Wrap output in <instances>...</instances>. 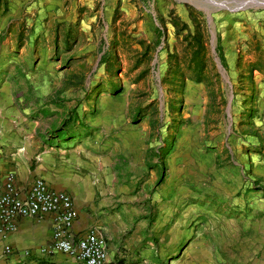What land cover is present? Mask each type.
<instances>
[{
	"label": "rangeland",
	"instance_id": "1",
	"mask_svg": "<svg viewBox=\"0 0 264 264\" xmlns=\"http://www.w3.org/2000/svg\"><path fill=\"white\" fill-rule=\"evenodd\" d=\"M187 6L193 7L178 0H0V84H11L23 123L37 125L48 141L66 134L124 167H160L153 179L150 169L140 173V194L162 199L156 210L165 186L177 189L164 183L168 168L190 167L184 195L198 197L202 210H188L186 224L204 233L213 229L204 201L217 194L214 175L234 164L241 188L225 199L251 195V226L259 230L264 115L254 76L264 79V7L215 11L211 24L193 7L203 13L205 64L198 74L191 62L196 44L185 38L195 32ZM175 17L186 30L177 31ZM128 174L123 180L131 187ZM239 209L231 211L237 218ZM260 255L249 262L264 260Z\"/></svg>",
	"mask_w": 264,
	"mask_h": 264
},
{
	"label": "crops",
	"instance_id": "2",
	"mask_svg": "<svg viewBox=\"0 0 264 264\" xmlns=\"http://www.w3.org/2000/svg\"><path fill=\"white\" fill-rule=\"evenodd\" d=\"M254 80L257 108L264 115V79L254 76ZM36 127L29 121L23 123V109L17 106L11 84H0V180L13 173L16 186L25 191L40 178L52 190L68 194L77 211L73 239L97 230L105 237L109 264H264L262 259L249 262L253 253L264 257V227L255 230L251 226L252 196L225 199L241 188L234 164L214 175L217 194L204 201L205 208L210 206L213 228L206 234L196 223L186 224L188 210H202L198 197L184 195L185 170L190 167L168 168L164 183H174L177 189L172 193L165 186L163 204L156 210L162 199L140 194L145 185L141 186L140 173L150 169L153 179L160 167L148 168L144 163L124 167L114 156L91 152L84 142H69L66 134L48 141L47 135L35 132ZM124 172L133 173L125 175L130 176L131 187L123 180ZM256 174L263 177L264 167ZM236 207L242 210L238 218L231 212ZM16 226L14 233L0 239V264H82L62 253H39L51 240L52 215L20 218ZM5 245L11 247L10 255L4 253Z\"/></svg>",
	"mask_w": 264,
	"mask_h": 264
},
{
	"label": "built area",
	"instance_id": "3",
	"mask_svg": "<svg viewBox=\"0 0 264 264\" xmlns=\"http://www.w3.org/2000/svg\"><path fill=\"white\" fill-rule=\"evenodd\" d=\"M46 215L53 217L52 235L39 253H62L82 264H109L105 237L97 230L91 229L83 237L73 239L71 230L77 211L68 194L52 190L40 178L32 181L25 191L16 186L13 173L0 180V239L16 231L18 219H41ZM3 251L6 255L12 253L8 245Z\"/></svg>",
	"mask_w": 264,
	"mask_h": 264
},
{
	"label": "water",
	"instance_id": "4",
	"mask_svg": "<svg viewBox=\"0 0 264 264\" xmlns=\"http://www.w3.org/2000/svg\"><path fill=\"white\" fill-rule=\"evenodd\" d=\"M182 3H188L198 10L203 11L207 17L209 24L212 23L211 13L215 11H227L230 13L244 11L251 8L264 7V0H178ZM212 37L215 35L212 33ZM218 66L222 69V65L218 60Z\"/></svg>",
	"mask_w": 264,
	"mask_h": 264
},
{
	"label": "trees",
	"instance_id": "5",
	"mask_svg": "<svg viewBox=\"0 0 264 264\" xmlns=\"http://www.w3.org/2000/svg\"><path fill=\"white\" fill-rule=\"evenodd\" d=\"M188 9V15L191 18L194 26H195V32L194 34H191L190 32L187 34L188 36H191V39H193V41L196 44V49L194 50L192 57H191V62L194 63L195 65V69L198 71V74H200L201 70L204 69V43H203V39H202V30H201V25H200V21L199 19H201L203 17V13L194 9L193 7L187 6ZM180 19L178 17H175L172 19V24L173 26L177 29V31H181V30H186L187 26L185 24L183 25H179ZM180 27V28H179ZM158 33H160V31L158 30ZM217 52L219 54V59L221 60V62H223L222 60V53L220 51V47L217 46ZM248 79L253 81V76L252 74L247 75Z\"/></svg>",
	"mask_w": 264,
	"mask_h": 264
}]
</instances>
